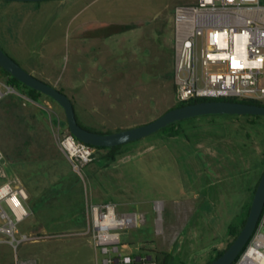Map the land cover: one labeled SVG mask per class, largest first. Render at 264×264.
<instances>
[{
    "label": "rangeland",
    "instance_id": "obj_1",
    "mask_svg": "<svg viewBox=\"0 0 264 264\" xmlns=\"http://www.w3.org/2000/svg\"><path fill=\"white\" fill-rule=\"evenodd\" d=\"M196 1L0 0V47L34 77L66 94L83 126L109 133L128 129L176 104L174 12ZM106 26L129 29L106 36ZM0 84L8 86L1 74ZM178 128L182 134L176 137L156 132L126 144L115 161L104 159L106 150H96L78 173L60 148L68 125L55 100L41 94L34 101L15 88L0 99L5 156L0 186L18 179L28 193L43 179L45 186H61L69 199L80 187L89 218L81 237L90 245L70 231L49 239L37 258L28 259L101 264L91 239L90 206L105 202L145 218L121 232L122 254L151 255L157 264L158 252L172 255L171 264H206L226 250L234 240L228 226L246 218L264 172V116L207 115L180 121ZM260 231L264 234V216ZM0 240L5 242L0 243L2 264L26 261L9 236L0 233ZM255 244L250 242L235 264H247Z\"/></svg>",
    "mask_w": 264,
    "mask_h": 264
},
{
    "label": "built area",
    "instance_id": "obj_2",
    "mask_svg": "<svg viewBox=\"0 0 264 264\" xmlns=\"http://www.w3.org/2000/svg\"><path fill=\"white\" fill-rule=\"evenodd\" d=\"M174 55L176 103L220 98L264 102V5L260 0H197L176 7ZM13 91L0 84V99ZM60 148L78 173L93 161L95 149L72 134L62 137ZM4 161L0 149V167ZM27 199V190L18 179L0 186V233L10 237L14 249L33 240L31 235L17 234L18 224L29 216ZM90 214L91 239L102 256L101 264H155L151 255L129 256L119 251L121 232L143 224L142 214L121 212L113 202L91 205ZM262 223L263 218L251 242L264 238Z\"/></svg>",
    "mask_w": 264,
    "mask_h": 264
},
{
    "label": "water",
    "instance_id": "obj_3",
    "mask_svg": "<svg viewBox=\"0 0 264 264\" xmlns=\"http://www.w3.org/2000/svg\"><path fill=\"white\" fill-rule=\"evenodd\" d=\"M7 2H42L47 0H3ZM0 66L26 86L55 100L64 110L68 130L79 141L93 147H115L146 138L167 126L189 118L207 115L264 116V105L235 101L209 100L172 108L155 120L136 127L110 133H100L81 126L76 118L71 99L31 73L23 69L0 47ZM264 212V172L256 187L246 221L231 245L209 264H234L243 249L252 239Z\"/></svg>",
    "mask_w": 264,
    "mask_h": 264
},
{
    "label": "crops",
    "instance_id": "obj_4",
    "mask_svg": "<svg viewBox=\"0 0 264 264\" xmlns=\"http://www.w3.org/2000/svg\"><path fill=\"white\" fill-rule=\"evenodd\" d=\"M39 180L37 184L40 186L36 188L28 186L30 198L29 202H26V207L29 210V216L17 226L19 235L28 234L33 237V240L23 242L18 246L22 260L37 258L49 239L60 238L70 231L77 233L80 243L90 245L88 238L81 237L88 231L89 218L86 212L85 196L80 191V187L75 186L79 189L72 194V199H69L66 197L67 193L64 194L61 191V186H45L47 182L43 179ZM74 182L79 183L80 179H75ZM51 183L56 184V181ZM0 243L5 242L0 240ZM0 264H2L1 256Z\"/></svg>",
    "mask_w": 264,
    "mask_h": 264
},
{
    "label": "trees",
    "instance_id": "obj_5",
    "mask_svg": "<svg viewBox=\"0 0 264 264\" xmlns=\"http://www.w3.org/2000/svg\"><path fill=\"white\" fill-rule=\"evenodd\" d=\"M106 31V36H110L114 33H117L119 31H122V30H127L129 29L128 27L126 28H121L120 30L119 29H116L117 27L115 26H106V27H103ZM100 29V28H99ZM102 29V28H101ZM96 32L97 31H94L93 34L96 35ZM0 74L1 76L3 77V79L5 80L6 84L15 88L17 91L19 92H22L26 95H28L31 99H33L34 101H38L39 97L41 94L43 93H40L34 89H31L30 87L26 86L25 84H23L22 82H20L19 80H17L15 77H13L10 73H8L6 70H4L1 66H0ZM62 92V91H61ZM209 100H224V101H235V102H243V103H248V104H256V105H264V102H259V101H254V100H239V99H227V98H220V99H196V100H192V101H189L187 103H176L172 108H176V107H179V106H182V105H186V104H190V103H197V102H202V101H209ZM171 108V109H172ZM249 116V115H247ZM254 118H261V116H252ZM77 118V116H76ZM77 121L78 123L83 126L80 121L78 120L77 118ZM179 122H175L169 126H167L166 128L162 129L159 131V133H163V134H166L167 136L169 137H176V136H179L182 134V130L178 128L179 126ZM255 123V122H253ZM84 128H87L89 130H92V131H95L91 128H88L86 126H83ZM99 132V131H97ZM68 133L71 134L68 130ZM100 133H109V132H100ZM126 145V144H125ZM125 145H121V146H115V147H93L96 150H106L107 151V154L106 156L104 157V159H107L108 161H115L116 160V157L119 156L121 154L120 150L122 149V147H124ZM95 154V153H94ZM94 157V155H93ZM94 160V158H93ZM258 185V183H257ZM256 185V187H257ZM256 190V189H255ZM254 196V195H253ZM250 209V207H249ZM248 216V213L246 214V218ZM263 216H264V212H263ZM262 216V218H263ZM246 218H244L240 224H230L228 226V234L233 237L234 239L238 236V234L240 233L245 221H246ZM262 220V219H261ZM252 239H250L249 243L251 242ZM234 241V240H233ZM232 241V242H233ZM231 242V243H232ZM231 243L229 244V246L231 245ZM249 243L246 245V247L243 249V251L241 252V254L244 252V250L247 248V246L249 245ZM228 246V247H229ZM225 250H221V251H218L216 253V255L214 257H212L206 264H209L211 263L212 261H214L215 259H217L220 255H222V253L224 252ZM240 254V256H241ZM161 255H163V257H161ZM239 256V257H240ZM239 257L237 258V260L235 261V263L238 261ZM172 259V255H166L165 253H158L156 254V262L157 264H171V260ZM234 263V264H235ZM13 264V263H11Z\"/></svg>",
    "mask_w": 264,
    "mask_h": 264
},
{
    "label": "bare ground",
    "instance_id": "obj_6",
    "mask_svg": "<svg viewBox=\"0 0 264 264\" xmlns=\"http://www.w3.org/2000/svg\"><path fill=\"white\" fill-rule=\"evenodd\" d=\"M157 208H160V204L157 206ZM264 248V238H260L257 240L254 247L250 248L248 253V260L247 264H264V252L261 251V249ZM245 255V256H246ZM245 258V257H244Z\"/></svg>",
    "mask_w": 264,
    "mask_h": 264
}]
</instances>
